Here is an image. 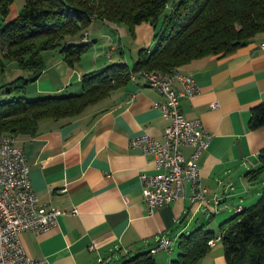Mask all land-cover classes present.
<instances>
[{"label":"crops","instance_id":"0c3cea01","mask_svg":"<svg viewBox=\"0 0 264 264\" xmlns=\"http://www.w3.org/2000/svg\"><path fill=\"white\" fill-rule=\"evenodd\" d=\"M85 32L89 48L73 67L56 50L41 56L44 67L26 85L27 99L75 95L83 74L117 63L130 70L138 51L149 52L154 44L148 23L135 26L130 39L125 28L106 21H92ZM261 43L264 36H255L227 56H207L175 68L197 88L193 97L179 99V112L185 119H198L211 136L196 163L206 190L204 204L189 201L183 183L182 198L147 214L138 177L156 171L152 156L130 148L129 140L146 134L161 141L167 121L155 107L163 97L142 77L129 78L78 116L43 119L33 136H15L39 204L65 213L46 232L19 234L25 255L41 264H124L147 254L154 264H170L181 235L201 229L219 238L233 215L258 194L246 174L257 167L264 126L249 130L247 121L250 109L264 104ZM172 87L177 90L176 84ZM212 103L217 107L210 108ZM180 152L187 158L190 149L181 147ZM72 209L75 215L69 213ZM163 240L169 241L167 249L149 253ZM197 264H225L219 241L208 246Z\"/></svg>","mask_w":264,"mask_h":264},{"label":"trees","instance_id":"16d2710c","mask_svg":"<svg viewBox=\"0 0 264 264\" xmlns=\"http://www.w3.org/2000/svg\"><path fill=\"white\" fill-rule=\"evenodd\" d=\"M167 2L23 0L17 16L0 27V68L3 62H11L28 74L0 86V92L9 95L0 102V134L33 136L38 121L78 116L113 88L126 83L132 72L167 73L203 57L227 56L255 36H264V0H177L166 12ZM11 3L12 0H0V22L7 16ZM92 21L124 26L130 37L135 26L148 23L153 29V47L149 52L138 51L130 70L117 63L83 74L75 95L27 99L26 85L44 67L41 53L56 50L65 65L73 67L89 43L79 39V43L72 44L65 39L82 35L83 38L86 32L82 31ZM263 126L264 104H257L249 111L247 128ZM256 159L257 167L246 175L249 181L263 183L258 197L234 214L230 225L218 236L225 264H264V147L257 152ZM212 239L217 238L201 229L181 235L170 264H197L208 250L207 241ZM127 263L154 264L147 254L130 258L124 262Z\"/></svg>","mask_w":264,"mask_h":264},{"label":"built area","instance_id":"2783aa9c","mask_svg":"<svg viewBox=\"0 0 264 264\" xmlns=\"http://www.w3.org/2000/svg\"><path fill=\"white\" fill-rule=\"evenodd\" d=\"M264 49V43L259 45ZM133 72V76H134ZM147 86L160 94L164 101L156 104L161 117L167 121L162 140L140 134L129 140V146L143 156H152L156 173L139 175L143 202L147 214L182 198L183 183L189 187V201L204 204L206 190L200 185L197 161L207 148L211 136L198 119H185L178 109L181 98H191L197 93L193 79L171 77L164 83L143 79ZM176 84L177 90L172 86ZM210 108H216L212 103ZM181 147L190 149L187 158L180 152ZM76 214L74 209L69 212ZM65 214L55 208H44L31 189L28 166L22 149L10 150V144L0 142V264H41L40 260L28 258L19 241V234L42 233L56 224V217ZM219 239L208 240L210 247ZM169 241L159 242L156 248L167 249Z\"/></svg>","mask_w":264,"mask_h":264},{"label":"rangeland","instance_id":"374dc122","mask_svg":"<svg viewBox=\"0 0 264 264\" xmlns=\"http://www.w3.org/2000/svg\"><path fill=\"white\" fill-rule=\"evenodd\" d=\"M177 0H168L165 11H169L172 7V5L176 2ZM23 6V0H12L11 5L8 7V13L7 16L3 19V21L1 20L0 22V27L2 25H4L5 23H7L8 21H11L12 19H14L15 16H17V14L19 13V11L21 10ZM123 28H125L124 26H121ZM126 33L128 34V38L130 39V35L129 32L127 31V29L125 28ZM85 33V30L82 31ZM83 33V34H84ZM83 36V35H82ZM82 36L80 38H82ZM81 40V39H80ZM81 42V41H80ZM46 52H42L41 56L43 54H45ZM42 58V57H41ZM3 62V61H2ZM27 72L25 71H21L16 69V67L14 66L13 63L11 62H3L2 67L0 68V86H3L4 84L9 83L10 81H12L13 79H15L16 77H23L26 78L27 76ZM9 95L0 92V102L4 101L6 99H8ZM11 97V96H10ZM30 99H34V98H30ZM264 174V173H263ZM263 174H261L260 176L263 177ZM261 178V177H260ZM254 186L258 189V191H260L261 189V181L260 180H256L253 182ZM259 193V192H258ZM258 195V194H257ZM258 197V196H257ZM256 197V198H257ZM255 198V199H256ZM246 208V207H245ZM219 229L217 228L214 232V234L218 235L219 234Z\"/></svg>","mask_w":264,"mask_h":264},{"label":"bare ground","instance_id":"6f19581e","mask_svg":"<svg viewBox=\"0 0 264 264\" xmlns=\"http://www.w3.org/2000/svg\"><path fill=\"white\" fill-rule=\"evenodd\" d=\"M83 43H86V34L84 37L81 39ZM139 76L142 77L143 79H152L156 81L157 83H164L165 81L169 80L171 77L176 76L178 78H187L188 75L180 73L176 69H171L167 73H161V72H141V73H135L133 76V72L130 75V79L133 81L135 78ZM173 89V87H172ZM5 141L7 144H10V150H18V146L15 144L16 142L14 141V137L7 135V134H0V142ZM219 239V238H217ZM214 240V239H212Z\"/></svg>","mask_w":264,"mask_h":264}]
</instances>
